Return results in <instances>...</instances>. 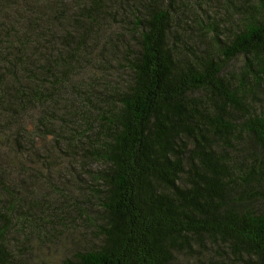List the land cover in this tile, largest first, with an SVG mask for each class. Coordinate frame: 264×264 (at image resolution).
<instances>
[{
	"label": "trees",
	"instance_id": "obj_1",
	"mask_svg": "<svg viewBox=\"0 0 264 264\" xmlns=\"http://www.w3.org/2000/svg\"><path fill=\"white\" fill-rule=\"evenodd\" d=\"M73 213L61 264H264V0H0V264Z\"/></svg>",
	"mask_w": 264,
	"mask_h": 264
},
{
	"label": "rangeland",
	"instance_id": "obj_2",
	"mask_svg": "<svg viewBox=\"0 0 264 264\" xmlns=\"http://www.w3.org/2000/svg\"><path fill=\"white\" fill-rule=\"evenodd\" d=\"M25 211L35 216L36 212L32 209L25 208ZM70 217L72 218L64 217L61 220H53L46 225V228H49L48 231L42 229L44 230L42 235H28V241L25 242V249L23 248L22 252H29L31 259L29 264H61L63 259L71 258L75 251H82L92 241L97 240L96 229L83 215L73 213ZM23 225L26 226V223ZM24 230L26 232L27 229ZM16 236H11L10 240H17L14 239L17 238Z\"/></svg>",
	"mask_w": 264,
	"mask_h": 264
}]
</instances>
